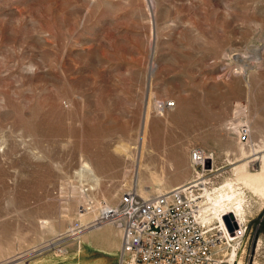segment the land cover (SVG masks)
Listing matches in <instances>:
<instances>
[{
  "label": "rangeland",
  "instance_id": "obj_1",
  "mask_svg": "<svg viewBox=\"0 0 264 264\" xmlns=\"http://www.w3.org/2000/svg\"><path fill=\"white\" fill-rule=\"evenodd\" d=\"M194 149L264 264V198L236 181L264 154V0H0V264H119L104 206L189 180Z\"/></svg>",
  "mask_w": 264,
  "mask_h": 264
},
{
  "label": "built area",
  "instance_id": "obj_2",
  "mask_svg": "<svg viewBox=\"0 0 264 264\" xmlns=\"http://www.w3.org/2000/svg\"><path fill=\"white\" fill-rule=\"evenodd\" d=\"M190 160L197 167L191 178L151 201L123 195L119 225L125 257L120 264H238L247 221L231 211L235 226L231 231L221 226L220 219L229 213L204 194L216 189L220 172L215 171V158L194 149ZM232 245H239L237 251Z\"/></svg>",
  "mask_w": 264,
  "mask_h": 264
},
{
  "label": "bare ground",
  "instance_id": "obj_3",
  "mask_svg": "<svg viewBox=\"0 0 264 264\" xmlns=\"http://www.w3.org/2000/svg\"><path fill=\"white\" fill-rule=\"evenodd\" d=\"M138 161H137V164H136V172H135L136 174H137V172L139 173ZM238 171L239 172L236 171L237 174H238L237 180H236L237 183H240V184L248 186V189L250 188L251 191L253 190L256 195L260 196L261 198H264V154L260 157V172L258 174H252V173L247 172L246 169H245V166L239 167ZM136 184H137V181H136ZM234 184L231 183V182H227L224 185L223 184H218L217 185V183H216V186H215L216 189L213 190L212 194H210V193H208L206 191L204 192V194H206V198L211 200L212 202H213V199H214L215 205H217L220 208H223V210L226 213L228 212L229 214L232 215V212H233L234 215L237 216V218L239 220L245 221V219L243 217V215L245 214L244 200H243L242 197L238 198V194L239 193L236 192L237 188L236 189L234 188ZM133 190H135V189H133ZM168 190H171V188L168 189ZM127 192H129L130 196L134 197L135 199H138V200L144 199V200L151 201L152 199H154L155 196H157L159 194L160 195L164 194V192H167V190L166 191H161L160 193H157V194H154V195H150L148 197H145V196L141 197L137 192L132 191V190L131 191H127ZM127 192H125V193H127ZM123 195L121 196L118 204L115 207L114 206H108V204H106L104 206V207H106L104 209H109V210H104V212L102 214L101 222H99L97 224V226H99V225L111 224L112 223L113 225H115L120 230V232H118V234L121 233V246H120V250H119V264H120L121 259H123L125 257V253L123 252V249H122L123 229L119 225V224H121L122 219L124 218L122 216V213L119 210L120 206L122 205V201L121 200H122ZM241 195L243 196V193ZM107 211H110L111 215L107 214L106 213ZM213 211H215V210H213ZM220 222L222 223L221 226L223 228H227L225 223H224V221H223V216H222V219H220ZM231 222L235 226V221L233 219V216H232V221ZM239 222H242V221H239ZM92 228H90V229H92ZM78 229H80L82 231V229L85 230L86 228L85 227L84 228L80 227ZM90 229H88L86 231H89ZM246 235H247V233H246ZM238 246L239 245H232V248H234V251H237V249L239 248ZM232 258L236 259L235 253L232 255ZM237 262H238V264H242V256H241L240 260H237Z\"/></svg>",
  "mask_w": 264,
  "mask_h": 264
},
{
  "label": "water",
  "instance_id": "obj_4",
  "mask_svg": "<svg viewBox=\"0 0 264 264\" xmlns=\"http://www.w3.org/2000/svg\"><path fill=\"white\" fill-rule=\"evenodd\" d=\"M206 166H208V164ZM223 221H224L227 229L229 231H231L233 229V227H234V224L231 222L232 221V215L231 214L223 215Z\"/></svg>",
  "mask_w": 264,
  "mask_h": 264
},
{
  "label": "crops",
  "instance_id": "obj_5",
  "mask_svg": "<svg viewBox=\"0 0 264 264\" xmlns=\"http://www.w3.org/2000/svg\"><path fill=\"white\" fill-rule=\"evenodd\" d=\"M123 193H124V192H123ZM123 193H121V195H122ZM81 216H84V218L86 217L84 214H82ZM108 228H109V226L107 227V229H108ZM108 230H110V229H108ZM100 231H101L102 233L107 232V231H106V228H102V230H100ZM114 231L116 232L115 229H114ZM91 232H92V231H90V232H88V233L85 234V236H84V238H83V239H84V240H83L84 242H85V241H88V239H89L90 236H91ZM119 240H120V239H119ZM118 247H119V246H118ZM118 249H119V248H118ZM118 251H119V250H117V252H118ZM96 264H97V263H96Z\"/></svg>",
  "mask_w": 264,
  "mask_h": 264
}]
</instances>
